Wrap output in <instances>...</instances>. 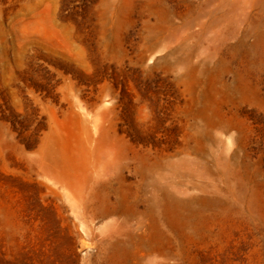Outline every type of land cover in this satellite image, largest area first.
Returning a JSON list of instances; mask_svg holds the SVG:
<instances>
[{
    "label": "rangeland",
    "instance_id": "obj_1",
    "mask_svg": "<svg viewBox=\"0 0 264 264\" xmlns=\"http://www.w3.org/2000/svg\"><path fill=\"white\" fill-rule=\"evenodd\" d=\"M0 264H264V0H0Z\"/></svg>",
    "mask_w": 264,
    "mask_h": 264
}]
</instances>
